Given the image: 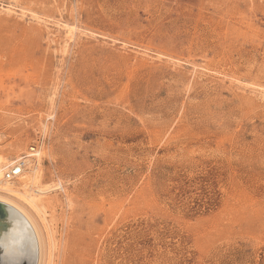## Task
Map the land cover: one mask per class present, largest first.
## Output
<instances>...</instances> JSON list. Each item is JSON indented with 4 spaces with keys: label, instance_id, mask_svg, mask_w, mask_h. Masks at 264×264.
Wrapping results in <instances>:
<instances>
[{
    "label": "rangeland",
    "instance_id": "rangeland-1",
    "mask_svg": "<svg viewBox=\"0 0 264 264\" xmlns=\"http://www.w3.org/2000/svg\"><path fill=\"white\" fill-rule=\"evenodd\" d=\"M32 147L47 264H264V0H0Z\"/></svg>",
    "mask_w": 264,
    "mask_h": 264
},
{
    "label": "bare ground",
    "instance_id": "bare-ground-1",
    "mask_svg": "<svg viewBox=\"0 0 264 264\" xmlns=\"http://www.w3.org/2000/svg\"><path fill=\"white\" fill-rule=\"evenodd\" d=\"M31 150L35 152H29L25 156V160H22L23 158H20V160L11 162V164L19 163L22 166L21 175L11 180L4 178L3 170L9 166L4 165L5 161L0 160V201L5 202L16 208L29 222L34 231L37 241L38 258L36 264H47L46 254H49L47 253V249L49 251L50 246L48 245L49 242L47 243L46 239L49 238H45L43 227L38 219V215L40 213V199L38 196L45 193L48 189H41L38 187L40 169L37 160H39L41 150ZM35 156H37L35 158V161L37 163L35 165H32L30 157L32 158ZM17 178L19 181L22 182V188H17V186H14L13 180Z\"/></svg>",
    "mask_w": 264,
    "mask_h": 264
},
{
    "label": "water",
    "instance_id": "water-1",
    "mask_svg": "<svg viewBox=\"0 0 264 264\" xmlns=\"http://www.w3.org/2000/svg\"><path fill=\"white\" fill-rule=\"evenodd\" d=\"M37 258L31 225L16 208L0 201V264H36Z\"/></svg>",
    "mask_w": 264,
    "mask_h": 264
},
{
    "label": "built area",
    "instance_id": "built-area-1",
    "mask_svg": "<svg viewBox=\"0 0 264 264\" xmlns=\"http://www.w3.org/2000/svg\"><path fill=\"white\" fill-rule=\"evenodd\" d=\"M31 149H35V148L32 147ZM21 170H22L21 164L15 163L9 166V168L4 172V178L8 180L14 179L22 173Z\"/></svg>",
    "mask_w": 264,
    "mask_h": 264
}]
</instances>
